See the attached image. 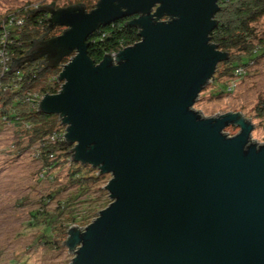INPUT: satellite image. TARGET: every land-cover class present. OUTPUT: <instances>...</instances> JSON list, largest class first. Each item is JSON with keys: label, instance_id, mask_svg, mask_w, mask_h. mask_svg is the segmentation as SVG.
I'll list each match as a JSON object with an SVG mask.
<instances>
[{"label": "water", "instance_id": "95a60500", "mask_svg": "<svg viewBox=\"0 0 264 264\" xmlns=\"http://www.w3.org/2000/svg\"><path fill=\"white\" fill-rule=\"evenodd\" d=\"M218 1L35 9L48 16L45 33L64 30L33 41L18 63L43 58L55 69L70 57L59 91L38 111L57 116L71 162L110 176L109 204L66 231L70 264H264V143L250 140L255 123L239 112L204 118L193 110L228 59L209 39ZM132 16L139 41L90 59L88 37ZM227 127L239 131L229 137Z\"/></svg>", "mask_w": 264, "mask_h": 264}, {"label": "trees", "instance_id": "16d2710c", "mask_svg": "<svg viewBox=\"0 0 264 264\" xmlns=\"http://www.w3.org/2000/svg\"><path fill=\"white\" fill-rule=\"evenodd\" d=\"M50 5L54 6L53 3ZM217 5L218 11L214 16L217 24L209 34V39L218 50L228 53V59L217 65L215 75L210 81L213 84L225 78L231 79L238 74L239 70L244 71L242 76L246 75L250 65H255L257 59L264 56V38L258 37L255 27L260 20L264 19V0H219ZM83 6L87 9L85 5ZM93 7L94 5L90 6L87 11ZM35 9L22 13L21 27L17 28L16 23L11 22L10 25H6L7 28H0V128L8 127L18 136L16 149L21 146L22 138H27L24 148L33 147L30 154L41 165V179L54 180L52 172L57 164L62 162L68 167L69 184L81 190L88 189L102 177L90 166L70 161L71 147L64 142V127L57 116L44 115L38 111L37 104L41 97L57 93L58 69L44 68L43 60L39 59L23 64L18 63L26 56L33 41L49 39L61 33L58 29L45 33L47 16L36 13ZM34 18H36L35 21ZM131 19L123 18L106 26H100L90 35L87 39L89 58L97 64L104 54L116 52L137 43L139 30L127 24ZM162 20L167 18L164 17ZM0 26H2L1 23ZM63 61L64 64L66 59ZM15 63L17 70L11 73V67ZM230 79L226 84L219 86L221 94L222 92L231 93L232 88L230 90L228 88ZM257 111L258 116H262L264 105L257 107ZM21 152L22 150L19 151ZM50 199L52 195L44 201H50ZM97 201L99 200H95V204L89 206V209L81 205L80 215H76V209L67 207L61 202L57 204L58 214L48 213L43 204L40 209L30 214L36 221L38 217L41 218L39 239L43 240V243L49 241L52 244L53 235L64 239L70 226L88 225L97 213L109 204L107 202L99 208L96 205ZM83 203L85 202L80 204ZM64 209L67 210L65 214L69 223L64 224L62 221L57 223ZM55 223L57 227L54 226Z\"/></svg>", "mask_w": 264, "mask_h": 264}, {"label": "rangeland", "instance_id": "374dc122", "mask_svg": "<svg viewBox=\"0 0 264 264\" xmlns=\"http://www.w3.org/2000/svg\"><path fill=\"white\" fill-rule=\"evenodd\" d=\"M97 1L0 0V23L4 20V24L7 25L8 18L12 14L16 19L23 20V12L52 2L55 8L83 4L88 10ZM255 27L258 37L264 38V19L260 20ZM60 29L63 30V28ZM229 79L230 77L208 84L200 92L193 110L199 112L204 118L239 112L249 122L255 123L250 134L251 142L263 144L264 114L258 116L257 107L264 105V56L258 58L255 65H250L246 75L238 79L233 78L234 81L231 84L234 87L231 93L222 92L221 94L219 86L226 84ZM238 131L235 127L224 129V133L229 137L236 135ZM17 140L18 136L12 129L0 128V264H70L73 255L68 253L62 244L65 238L53 235L55 238L54 241L52 238V244L49 241L43 243V240L39 239L41 218L38 217L36 221L30 214L40 209L43 204L48 213L58 214L59 202L76 209V215H80L81 205L89 209V206L95 204V200H99L96 205L101 208L110 202L104 190L110 176L102 175L96 184L81 190L69 184L68 167L61 162L52 172L54 180L41 179V165L30 154L33 147L24 148L27 142L25 137L22 138L21 146L16 149ZM21 150L22 152L19 153ZM49 195H52V199L44 201ZM81 202L85 203L80 204ZM66 211V209L63 210L57 223L59 221L64 224L69 223L66 219ZM54 226L57 227L56 223ZM84 227L79 226V228Z\"/></svg>", "mask_w": 264, "mask_h": 264}, {"label": "built area", "instance_id": "2783aa9c", "mask_svg": "<svg viewBox=\"0 0 264 264\" xmlns=\"http://www.w3.org/2000/svg\"><path fill=\"white\" fill-rule=\"evenodd\" d=\"M28 10H29V9H28ZM8 21H9V23H8L7 25H10L11 22H12V23L15 22L16 25H17L18 27H21V25L23 24V20H22V19H16L15 17H13V14H12L11 16H9ZM1 24H2V27H1L2 29L6 28V25L4 24V20L1 21ZM18 27H17V28H18ZM0 38H1V36H0ZM117 52H118V51H116V52H112V53H110V54H111V55H115ZM1 55H2L4 58H7V57L4 56L3 54H1ZM4 60L7 61V59H4ZM62 65H63V63H61V64L57 67V69H58V75H59V72L61 71ZM242 74H244V71L239 70V71H238V74H237V75H234L233 78H234V79H238V77H241ZM58 75H57V82H58ZM233 78H231V79H230V82L228 83V88H229V90H230L232 87H234V85L231 84V83L234 81ZM58 84H59V87H58L57 92H58L59 89H60V85H61V83L58 82ZM41 99H42V97L38 100V104H39V102H40ZM38 104H37V105H38ZM64 133H65V132H64ZM63 139H64V135H63Z\"/></svg>", "mask_w": 264, "mask_h": 264}, {"label": "flooded vegetation", "instance_id": "af4514ba", "mask_svg": "<svg viewBox=\"0 0 264 264\" xmlns=\"http://www.w3.org/2000/svg\"><path fill=\"white\" fill-rule=\"evenodd\" d=\"M39 8H40V7H39ZM43 14H44V13H43ZM45 15H46V14H45ZM46 16H47V15H46ZM47 17H48V16H47ZM134 17H136V16L127 17V18H132V19H133ZM124 19H125V18H124ZM132 19H131V20H132ZM60 28H62V27H55L54 29H58V30H59ZM63 30H64V28H63ZM63 30L60 29V32H62ZM60 34H61V33H60ZM42 59H43V58H41V59H39V60H42ZM65 59H66V61H65V64H66V63L69 61L70 57H66ZM63 62H64V61H63Z\"/></svg>", "mask_w": 264, "mask_h": 264}, {"label": "clouds", "instance_id": "9594fccd", "mask_svg": "<svg viewBox=\"0 0 264 264\" xmlns=\"http://www.w3.org/2000/svg\"><path fill=\"white\" fill-rule=\"evenodd\" d=\"M110 54V53H109ZM62 63V62H61ZM65 64V63H64Z\"/></svg>", "mask_w": 264, "mask_h": 264}]
</instances>
